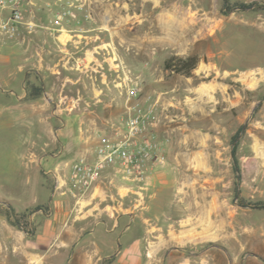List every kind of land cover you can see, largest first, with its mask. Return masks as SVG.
I'll return each instance as SVG.
<instances>
[{
	"label": "rangeland",
	"instance_id": "1",
	"mask_svg": "<svg viewBox=\"0 0 264 264\" xmlns=\"http://www.w3.org/2000/svg\"><path fill=\"white\" fill-rule=\"evenodd\" d=\"M19 7L16 32L0 29V264H264V209L238 201H264V9L228 11L224 0ZM172 55L201 60L187 76L165 68ZM33 84L42 95L32 97ZM140 113L136 149L157 145L144 178L111 164L92 188L76 187L71 164L125 138ZM245 124L237 170L233 137ZM38 204L49 208L31 211Z\"/></svg>",
	"mask_w": 264,
	"mask_h": 264
},
{
	"label": "built area",
	"instance_id": "2",
	"mask_svg": "<svg viewBox=\"0 0 264 264\" xmlns=\"http://www.w3.org/2000/svg\"><path fill=\"white\" fill-rule=\"evenodd\" d=\"M21 0H0V29L14 33L22 19L19 7ZM10 9L7 15L5 10ZM137 93V91L135 92ZM126 137L122 139L105 140L97 148V158L89 160L79 158L70 166L71 180L81 190L92 188L101 178L102 171L111 164H119L123 175L127 179L142 180L146 169L144 160L150 156L156 144L145 143L136 149V137L142 130L141 124L145 123L144 115H131L128 119ZM196 264H207L200 261Z\"/></svg>",
	"mask_w": 264,
	"mask_h": 264
},
{
	"label": "trees",
	"instance_id": "3",
	"mask_svg": "<svg viewBox=\"0 0 264 264\" xmlns=\"http://www.w3.org/2000/svg\"><path fill=\"white\" fill-rule=\"evenodd\" d=\"M224 3H225V7L228 11L232 10V9H240V10H248V9L262 10V9H264V2H259V3L256 1H252V2L235 1V2H232L231 0H224ZM200 60H201L200 56H198V55H189V56L172 55L164 61V66L166 69H168L170 71H174L176 73L191 76V75H193V72L196 69V67L198 66ZM42 93H43L42 85H36V84L32 85V91H31L32 97H38V96L42 95ZM242 129H243V127H241L239 129V131L234 135V137H233L234 141L240 135ZM237 147H238L237 144L233 147V154H234V161L236 163V169L238 168V165H237L238 159L236 157ZM238 201H239L240 205H242V206H250L253 208H257V209H264V201L263 200L253 201V200H246V199L240 197ZM48 208H49L48 205L38 204L34 208H32L31 211H36V210H40V209H43L46 211V210H48ZM0 210H1V208H0ZM6 211H8L9 215H15V219L13 220V222L17 225H20L22 229H24L26 231H30V230L32 231L33 230V228L30 229L31 224H30V221L27 219L28 214L26 212H23L21 214H18V213L13 214V212L15 211L14 207H11L10 209H6ZM112 260H113V258H109L106 260V262H110Z\"/></svg>",
	"mask_w": 264,
	"mask_h": 264
},
{
	"label": "crops",
	"instance_id": "4",
	"mask_svg": "<svg viewBox=\"0 0 264 264\" xmlns=\"http://www.w3.org/2000/svg\"><path fill=\"white\" fill-rule=\"evenodd\" d=\"M35 158H33L32 160H34ZM30 166V162H29V164H28V167ZM29 168H27V170H28ZM28 178H29V180H31V178L28 176ZM30 185H31V187L33 186V184H31V181H30ZM45 189H46V191H47V194H48V188H46V187H44ZM48 196V198H49V200H51V197L53 196L51 193H49V195H47ZM50 208H51V214H52V216L54 217V219L56 220V221H59L60 220V218H61V214H60V212H59V209H58V206L57 205H55V203H51V205H50Z\"/></svg>",
	"mask_w": 264,
	"mask_h": 264
},
{
	"label": "water",
	"instance_id": "5",
	"mask_svg": "<svg viewBox=\"0 0 264 264\" xmlns=\"http://www.w3.org/2000/svg\"><path fill=\"white\" fill-rule=\"evenodd\" d=\"M255 109H256V106L254 107V110H255ZM245 128H246V124L243 126V129H242V131H241V134L244 132ZM241 134H240V135H241ZM240 135H239V136L237 137V139L235 140V142H234V146H235L236 143L238 142V139H239ZM233 155H234V154H233ZM237 170H239V168H237ZM239 179H240V172L238 171V180H239ZM10 208H11V207H10ZM215 246H217V247H219V248H222V249L228 254L230 260H232L231 254H230L229 250L227 249V247L222 246V245H220V244H216ZM251 255L256 256V257H259V255H258V254H255V253H251ZM103 264H104V263H103Z\"/></svg>",
	"mask_w": 264,
	"mask_h": 264
},
{
	"label": "bare ground",
	"instance_id": "6",
	"mask_svg": "<svg viewBox=\"0 0 264 264\" xmlns=\"http://www.w3.org/2000/svg\"><path fill=\"white\" fill-rule=\"evenodd\" d=\"M189 199H190V197H189ZM190 204V203H189ZM191 206V205H190ZM192 209H193V207H192Z\"/></svg>",
	"mask_w": 264,
	"mask_h": 264
}]
</instances>
